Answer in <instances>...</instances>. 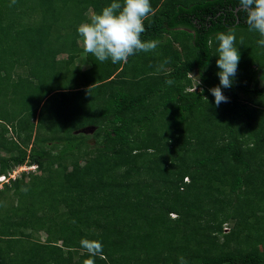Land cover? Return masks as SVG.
Listing matches in <instances>:
<instances>
[{
	"label": "trees",
	"instance_id": "1",
	"mask_svg": "<svg viewBox=\"0 0 264 264\" xmlns=\"http://www.w3.org/2000/svg\"><path fill=\"white\" fill-rule=\"evenodd\" d=\"M112 2L0 0V175L37 166L0 189V264H83L85 238L95 264H264V37L238 0H150L157 49L99 62L77 29Z\"/></svg>",
	"mask_w": 264,
	"mask_h": 264
},
{
	"label": "clouds",
	"instance_id": "2",
	"mask_svg": "<svg viewBox=\"0 0 264 264\" xmlns=\"http://www.w3.org/2000/svg\"><path fill=\"white\" fill-rule=\"evenodd\" d=\"M12 2L15 3V0ZM152 11L150 0H123L122 3L120 0H113L99 14H93L89 22L78 26L77 32L83 50L85 53L93 55L99 62L110 60L113 64L126 63L129 57L141 52L155 51L159 46L157 40L144 41L141 39L145 32L144 21ZM237 12L245 14V23L249 31L257 32L261 37H264V0H238ZM215 39L218 41L216 67L219 69L217 72L219 86L208 91L218 107L221 103L228 102L222 89L231 88L233 85L240 61V52L235 46V29L230 28L227 32L217 33ZM257 44L264 47V38L259 39ZM189 75L192 77L191 73ZM262 79L260 77V81ZM193 81L197 80L193 79ZM167 83L173 82L167 81ZM192 89L196 90L195 87ZM203 99L207 102L206 97ZM24 167L31 168L30 171L37 169V166L25 165ZM184 181L186 182L187 179ZM226 226V224L223 226V233L228 232V230L224 232L227 229ZM79 243L89 257L84 260L83 264H95L96 257L104 258V246L101 241L85 238L81 239ZM179 264H188V261L181 256Z\"/></svg>",
	"mask_w": 264,
	"mask_h": 264
},
{
	"label": "rangeland",
	"instance_id": "3",
	"mask_svg": "<svg viewBox=\"0 0 264 264\" xmlns=\"http://www.w3.org/2000/svg\"><path fill=\"white\" fill-rule=\"evenodd\" d=\"M247 75H248V77H251V80H252L251 83H254V80L256 79V75H257V78H258V79H259L260 77L263 78L262 81H260V83H259V87L261 88V87L264 86V71L261 72V73L256 72V75L253 74V73H247ZM192 77H193L194 80H196V74H195V73L192 74ZM193 79H192V80H193ZM193 84H194V83H193ZM92 131H93V130L86 129V130H84V133H89V134H91ZM89 143H90V144H93L94 141H93L92 139H90V140H89ZM20 169H21V172H19V173L27 172V171L30 172V169L24 168V166H21ZM15 178H16V179H17V178L20 179L19 174H18L17 176H15ZM25 180H28V179L25 178ZM7 182H8V181L5 179L2 183H0V189H2V188L4 187V185H5ZM32 193H34V195L36 196V190H35V191L33 190ZM22 201H23V199H22ZM26 201H28V200L25 199L24 202H26ZM46 210H48V208H47ZM45 213H46V212H45ZM48 213H53V214H48ZM47 214H48V215H45L44 219H50V218H52V216H54V217L56 216V217H57V215H56L53 211H49V212L47 211ZM42 217H43V215L40 216V219H41ZM56 217H55V219H56ZM230 227H231V225H227V226H226V228H227L228 231H229ZM41 235H42L41 237H43V239H44V238H45V234L42 233ZM261 249H263V247H261Z\"/></svg>",
	"mask_w": 264,
	"mask_h": 264
},
{
	"label": "built area",
	"instance_id": "4",
	"mask_svg": "<svg viewBox=\"0 0 264 264\" xmlns=\"http://www.w3.org/2000/svg\"><path fill=\"white\" fill-rule=\"evenodd\" d=\"M24 168H26V167H24ZM27 169H31V168H27ZM19 172H21V169L17 168L15 171H12L7 176H0V182L2 183L5 179L7 181H9L10 179H15V176H17L19 174ZM224 232H227V229H225Z\"/></svg>",
	"mask_w": 264,
	"mask_h": 264
}]
</instances>
